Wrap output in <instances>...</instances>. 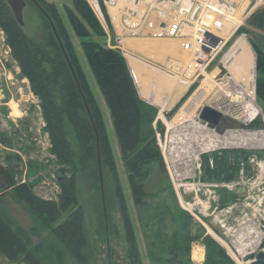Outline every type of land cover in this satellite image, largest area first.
Listing matches in <instances>:
<instances>
[{"label":"rangeland","instance_id":"rangeland-1","mask_svg":"<svg viewBox=\"0 0 264 264\" xmlns=\"http://www.w3.org/2000/svg\"><path fill=\"white\" fill-rule=\"evenodd\" d=\"M45 1L55 7L58 21L52 23L56 33L61 38V44L66 39L70 43L102 113L112 165L108 167L102 162L97 149L93 165L96 180L93 181L89 177L86 161L85 166L78 170L77 207L83 217L81 236L86 245V252L84 256L76 258L65 246L58 244L51 233L54 225L49 226V229L40 226L15 196L16 191L22 192L21 185H26L36 199L56 203L60 180L67 178L71 170L59 158V150L57 151L47 130L41 101L32 91L28 78L14 57L6 32L0 28V164L3 167H11L17 175L13 187L0 181V208L30 237L31 246L41 258L42 264H129L130 248L125 240L120 200L131 224L140 264H164L160 253L164 250L162 247L168 246L166 243L171 246L175 243L183 256L189 252L191 264H205L203 239L206 237L212 238L233 264H241L227 254L224 246L230 244L242 226H247L248 229L258 228L257 234L262 227L259 239L263 241L260 248H264V105L255 96L253 104L258 110V115L250 121L245 116L242 118L233 114L232 110L225 112L223 120L214 131L217 135L215 138L221 142H217V149L201 155V150L196 147L197 152L191 154L196 158L192 157L186 166L189 175L183 183L184 188L190 190L185 193L182 187H178L180 183L174 176L175 173L184 174L183 164L176 163L171 166L169 163L170 172L163 157L162 170L153 164L140 165L138 170L144 179L148 200L144 207H136L128 182V161L121 156L109 110L88 67L82 45L85 42L98 43L108 48L115 45L120 48L115 49L121 53L125 63L131 61L128 56H132L135 61L151 63L158 62L167 55H162L165 50L159 47L163 41L168 40H160L154 44L145 28L146 20L132 18L131 11L143 10L142 4L135 6L127 0L107 3L106 23L102 17L95 15L97 30H93L87 20L77 12L72 0ZM83 1L86 3V0ZM156 3L158 5V1ZM86 5L91 8L87 3ZM113 9L117 11L116 17L112 15ZM257 10H253L240 26L241 31L235 33L229 45L211 64L209 72L215 67L223 69L220 63L223 53L241 36L250 47L253 64L255 57L252 44L255 43L264 52V20L261 22V28L249 23L250 17ZM41 16V13L26 1L22 32L33 40L42 42L46 40V30H43ZM123 21L136 23L137 31H127L130 29L125 27ZM45 22L48 32L52 33L53 42L57 44L48 20ZM154 42L156 43V40ZM142 46H146L148 50L142 49ZM224 71L223 69L215 79L210 78L212 85L201 101L202 104H210L215 108L227 99L220 90L227 84L225 80H219ZM234 72L235 81L229 82L233 89L240 76V71ZM201 82L197 81L194 87H199ZM185 99L186 97L183 102ZM150 106L156 109L154 121L158 117L159 109L154 105ZM167 117L171 119L173 116L168 113ZM153 121L147 123L144 129H152L154 133ZM157 121V130L163 132V125L160 120ZM206 130L209 131L205 128L200 131V135L206 139L212 138L211 133L206 135ZM238 138L243 139L237 140ZM225 141L231 144H225ZM158 150L160 153L161 150ZM183 161L186 160L181 162ZM171 193L174 200L171 199ZM175 206L190 216L189 224H176ZM188 240V252H185ZM196 247L202 251L199 261L192 258V251ZM168 256L165 253L164 258ZM0 264H24V261L20 254L12 256L0 249Z\"/></svg>","mask_w":264,"mask_h":264},{"label":"trees","instance_id":"trees-1","mask_svg":"<svg viewBox=\"0 0 264 264\" xmlns=\"http://www.w3.org/2000/svg\"><path fill=\"white\" fill-rule=\"evenodd\" d=\"M26 1L39 12V8L46 12L54 24L58 21L57 11L51 3L45 0ZM72 2L80 16L87 20L93 30H97L95 14L90 10L91 8L86 7L87 1L85 3L83 0H72ZM99 7L105 20L108 15L102 0H99ZM41 15L43 30H46V40L42 42L26 36L5 1L0 0V28L6 32L14 57L28 78L32 91L41 101L49 135L54 141L57 151L59 150V158L66 166L70 167L71 174L60 180L59 196L56 203L36 199L26 185H21L22 192L16 191L15 196L40 226L49 229V226L54 225L51 233L58 244L65 246L72 255L79 258V256L85 255L86 245L81 236L83 217L81 210L77 207L78 170L86 165L89 177L95 181L96 172L93 166L96 160L95 150L98 149L102 162L108 167L112 165V155L102 113L70 43L66 39L62 43V47L72 69L68 66L60 45L53 42L52 33L48 32L45 22L47 20L44 19L45 16L42 13ZM263 15L264 10H257L250 17L249 23L256 28H261V22L264 20ZM251 48L255 57V95L257 100L264 105V52L255 43ZM82 49L91 74L109 110L121 156L128 161L131 198L136 207H144L148 200V192L138 169L140 165L148 164L157 166L159 170L163 169L154 133L152 129H144L147 123L153 121L156 109L138 97L126 63L117 49L90 42L83 43ZM78 87L89 108L97 135L86 112ZM193 88L194 86L189 89V92ZM185 97L181 98L180 103L173 107L169 112L170 115L178 109ZM84 161H86L85 165ZM16 176L14 169L9 166L3 167L0 164V181L2 183L13 187L16 184ZM171 199L174 200L172 193ZM120 202L125 226V240L130 248L128 263L140 264L131 224L124 212L122 200ZM175 209H177L174 216L176 224L180 225L183 222L185 225L189 224L190 216L178 207ZM189 242L188 240L185 252H188ZM165 245L168 246L162 247L164 250L160 253L164 264H191L189 252L188 255L183 256V253H179L177 250L178 246L175 243L172 246L167 243ZM203 245L205 247V264H233L224 250L212 238H204ZM0 249L12 256L20 254L24 264H42L41 258L31 246L30 237L1 208ZM165 253L169 256L164 258Z\"/></svg>","mask_w":264,"mask_h":264},{"label":"built area","instance_id":"built-area-1","mask_svg":"<svg viewBox=\"0 0 264 264\" xmlns=\"http://www.w3.org/2000/svg\"><path fill=\"white\" fill-rule=\"evenodd\" d=\"M97 17H103L101 9L99 7V0H86ZM115 0L103 1L106 9V5L113 4ZM133 5L140 4L144 6L143 10L131 11V16L134 19L142 18L145 21V28L148 30L149 36L154 40H173L179 39L181 42V49L189 51L190 55L186 58H177L166 55L158 62H143L135 61V63L142 65L147 69L148 73L145 77L144 95L138 88L140 72L129 64L126 63L130 79L136 89L138 97L142 99V96L146 99H152L158 93L157 79H165L181 84L186 87L184 96H186L185 103L181 104L178 109L172 114V118L167 117V114L173 109L165 110L164 107L158 106V117L153 121V129L155 136V143L161 150V157L166 162V167L170 172V164L180 163L183 164L184 174L175 173L176 181L180 183L178 187H182L184 193L189 188L185 189L183 183L188 174V162L196 156H191L194 152H197L196 147L201 151V155L209 151H215L218 140L215 138L217 135L214 131L218 128L210 127L207 123H201L197 111L203 106H209L219 111L222 116L227 110L233 111L235 115L245 116L242 111L245 110V106L248 103L253 104L255 98V81L256 72L255 66L252 67V74L249 79L239 76L235 89L231 88L229 82L235 81L234 74L227 68V61L233 60L234 52L238 50V40H243L244 37H240L234 41L227 50L223 53V59L220 60L221 67L225 70L223 75L219 78L220 81L225 80L227 84H224L223 89L220 88L221 93L227 99L218 104L215 107L207 104L204 105L201 102L205 97L202 96L200 107H193L192 111L186 112L185 107L193 98L194 94L198 92L199 87L196 85L193 90L189 92V89L195 85L197 81H203L207 73L211 75V79L222 73V68L215 67L210 72L208 71L214 60L223 52V49L229 45L231 39L235 33L240 29V26L245 23L249 15L253 10H264V0H127ZM158 1V5L156 3ZM138 4V5H140ZM220 10V12L218 11ZM140 12V15L138 13ZM223 12V13H222ZM105 23V20H104ZM125 27L130 30L137 31V25L130 27L126 21ZM135 34V33H134ZM215 39L217 41H215ZM247 45L248 43L243 40ZM249 46V45H248ZM112 48V47H111ZM118 46L113 45V49ZM250 48V47H249ZM226 61V62H225ZM230 61V62H231ZM198 87V88H197ZM197 88V89H196ZM189 92V93H188ZM142 93V94H141ZM220 93V92H219ZM191 95V96H190ZM183 96V97H184ZM238 96V97H236ZM182 97V98H183ZM236 97L238 100H233ZM187 101V102H186ZM207 103V102H205ZM152 105V104H150ZM254 105V104H253ZM258 115V114H257ZM256 115V116H257ZM247 120H253L256 118ZM245 119V120H246ZM157 120H160L163 125V132L157 130ZM207 128L209 131H204L206 135L212 134V138H204L200 135V131ZM157 130V131H156ZM229 136V135H228ZM227 139V138H226ZM228 140H230L228 138ZM225 141L224 143H226ZM230 143V142H229ZM207 144L213 146H207ZM168 146L170 148H168ZM226 146V145H225ZM198 158V157H197ZM182 160H186L181 162ZM170 163V164H169ZM262 227L259 228V234H261ZM258 228L250 229L246 227H240V230L236 233L234 239H232L229 245H225L227 254L235 259L238 263L250 264L253 257L263 248V241L259 239L257 234ZM264 238V237H263Z\"/></svg>","mask_w":264,"mask_h":264},{"label":"bare ground","instance_id":"bare-ground-1","mask_svg":"<svg viewBox=\"0 0 264 264\" xmlns=\"http://www.w3.org/2000/svg\"><path fill=\"white\" fill-rule=\"evenodd\" d=\"M140 4V1L137 3V5ZM136 6V5H135ZM220 12V10H218ZM223 13V12H222ZM112 15L114 17L117 16V11L115 9L112 10ZM138 15H140V12L138 13ZM137 20V19H136ZM126 23L132 28L136 26V23H129L128 21H126ZM160 40H156V43L154 42V39H152V42L154 44H157V42H159ZM161 41H163L161 39ZM238 46V50H236V52H234V58L233 60H228L227 61V68L228 70H230L232 72V74H235L234 71H240V76L242 75V77H245L247 79H249L251 77L252 74V67H253V55L252 52L249 48V46L243 41V40H238L237 43ZM156 47V46H154ZM153 47V48H154ZM160 49H162L164 52L162 53V55H169V56H173V57H177V58H182V57H188V55H190V53H188L189 51H184L181 49V42L179 39H173L172 41H166V42H162V44L159 47ZM142 49L144 50H148V48L146 46H142ZM161 51V50H160ZM151 55V54H150ZM164 57V56H163ZM128 59H130L129 64H133L135 63V59L132 56H128ZM231 61V62H230ZM226 62V61H225ZM145 69V68H143ZM147 70V69H145ZM210 78L211 75L207 74L206 78L202 81L201 86L198 90L197 93L194 94L193 98L190 100V102L187 104V106L185 107L186 112H190L192 111L193 107L198 106L200 107L201 105V98L202 96H204L205 92H208L211 88V82H210ZM163 81H165L164 85L165 86H170V83L172 84V81H167L165 79H163ZM138 88L140 90V92L143 93V95L145 94L144 91L146 89L145 86V79L143 78V76L141 77V75L139 76V81H138ZM141 93V94H142ZM238 97V96H236ZM234 97L233 100H238V98ZM249 119L253 118L254 116H256L258 114V110L255 107V105L251 103L246 104L245 106V110L242 111V114ZM230 138H232V136L230 135ZM229 138V139H230ZM243 138H238L237 140H241ZM231 140V139H230ZM227 144H231V142H226ZM213 146V144H211ZM209 144H207V146H211ZM192 258L194 260H201L202 258V251L199 247H196L193 251H192Z\"/></svg>","mask_w":264,"mask_h":264},{"label":"water","instance_id":"water-1","mask_svg":"<svg viewBox=\"0 0 264 264\" xmlns=\"http://www.w3.org/2000/svg\"><path fill=\"white\" fill-rule=\"evenodd\" d=\"M5 3L7 4V6L9 7L15 21L18 23V25L20 27H23L24 25V22H23V10L26 6V1L25 0H4ZM103 1H108V0H103ZM40 12L46 17V19L48 20L49 24H50V27L54 33V35L56 36V39L58 41V44L60 45V47L62 48V51H63V54H64V57L68 63V66L71 68V64H70V61L68 59V56L66 54V52L64 51L63 47H62V44H61V41H60V38L58 37L57 33H56V30L54 28V25L52 23V20L51 18L49 17V15L44 12L41 8H39ZM215 41H217L215 39ZM79 89V92L81 93V96H82V99H83V103H84V106H85V109H86V112L89 116V119L91 120V123L94 127V123L92 121V118L90 116V111H89V108L87 106V103L83 97V94L80 90V88L78 87ZM197 114H198V117L201 121V123H207L210 127H218L219 124L221 123V121L223 120V116L222 114L209 107V106H203L201 109H199L197 111ZM94 130H95V127H94ZM95 134L97 135L96 133V130H95ZM100 172H99V178H100ZM101 180V178H100ZM250 264H264V249L260 250L258 253H256L254 255V258L253 260L250 262Z\"/></svg>","mask_w":264,"mask_h":264},{"label":"crops","instance_id":"crops-1","mask_svg":"<svg viewBox=\"0 0 264 264\" xmlns=\"http://www.w3.org/2000/svg\"><path fill=\"white\" fill-rule=\"evenodd\" d=\"M185 58V57H182ZM133 67H135L141 74V77L145 79L146 75L149 74L147 70L143 69L144 67L140 64L133 63ZM163 79H157L158 84V93L155 95L152 99H146L142 96V99L147 101L148 103L158 107L162 106L165 110H169L174 104H177L181 98L184 96V93L186 91V87L172 82L170 83V86H165ZM146 84V82H145ZM175 98V100H173Z\"/></svg>","mask_w":264,"mask_h":264}]
</instances>
